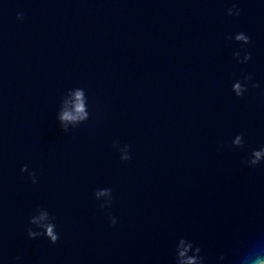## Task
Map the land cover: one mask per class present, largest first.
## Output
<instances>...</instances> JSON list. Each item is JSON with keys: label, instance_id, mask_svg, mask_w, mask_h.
Here are the masks:
<instances>
[{"label": "water", "instance_id": "obj_1", "mask_svg": "<svg viewBox=\"0 0 264 264\" xmlns=\"http://www.w3.org/2000/svg\"><path fill=\"white\" fill-rule=\"evenodd\" d=\"M256 251L264 0H0V264Z\"/></svg>", "mask_w": 264, "mask_h": 264}, {"label": "clouds", "instance_id": "obj_2", "mask_svg": "<svg viewBox=\"0 0 264 264\" xmlns=\"http://www.w3.org/2000/svg\"><path fill=\"white\" fill-rule=\"evenodd\" d=\"M236 39L237 40H243V41L247 42V38L244 37L242 34L238 35L236 37ZM234 90L237 91V94H239V91H240L239 85H236ZM81 96H82V93L78 91L76 93L77 105H76V109H75L77 115L73 116V115L65 112L60 117V119L62 121H73V120H77V119L86 118L85 115H84V106H83V103L81 102ZM255 156H256L257 159H259L260 153H256ZM125 159H127V157H125ZM253 163H255V161H253ZM22 171H23V169H22ZM45 218H46L45 216H41L39 219L40 220H44ZM31 223L37 224L38 221L36 219H33L31 221ZM44 228H45V235L48 237V239L51 242L55 243L57 241L58 237L53 231L54 226L51 225V224H48V225H45ZM35 235H36V233L29 232V236L30 237H34ZM181 243L183 244V242H181ZM190 247H191L190 245L185 247L184 250L179 253V256L180 257H185V255L188 252V249ZM182 264H196V259H195V257L188 258L186 260H183ZM248 264H264V252L256 251L253 254H251L248 257Z\"/></svg>", "mask_w": 264, "mask_h": 264}]
</instances>
